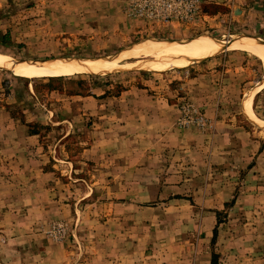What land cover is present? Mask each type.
<instances>
[{
	"label": "rangeland",
	"instance_id": "1",
	"mask_svg": "<svg viewBox=\"0 0 264 264\" xmlns=\"http://www.w3.org/2000/svg\"><path fill=\"white\" fill-rule=\"evenodd\" d=\"M127 4L0 0V58L25 70L0 66V264H264L262 61L232 48L165 71L39 70L145 42L264 41V0L205 2L187 23Z\"/></svg>",
	"mask_w": 264,
	"mask_h": 264
},
{
	"label": "bare ground",
	"instance_id": "2",
	"mask_svg": "<svg viewBox=\"0 0 264 264\" xmlns=\"http://www.w3.org/2000/svg\"><path fill=\"white\" fill-rule=\"evenodd\" d=\"M232 38L233 39H231L229 42L207 38L188 41L180 40L174 42H145L136 45V47H133L128 51H124L119 56H116V58L107 62L105 65L104 62L95 63V61H92L91 63L75 61L69 64H66V62L63 63L64 61H60L53 64L46 63L45 65H42V68L39 70L41 71V74L47 76H62L65 74H75L79 72L107 74L114 70H122L124 61L136 59L143 61L141 64H144V69L151 68L165 71L172 67H185L194 62L196 63L203 61L214 56L215 54H219L220 52L227 49L231 50L232 48L248 51L264 63V41L262 39L254 42L244 37H240L241 39L236 36ZM22 64L23 63L20 62L6 63L5 59L0 58V66H4L15 72L25 71ZM31 73L27 72L26 74L31 75Z\"/></svg>",
	"mask_w": 264,
	"mask_h": 264
},
{
	"label": "built area",
	"instance_id": "3",
	"mask_svg": "<svg viewBox=\"0 0 264 264\" xmlns=\"http://www.w3.org/2000/svg\"><path fill=\"white\" fill-rule=\"evenodd\" d=\"M215 0H128L127 14L152 23H187L201 13L202 3Z\"/></svg>",
	"mask_w": 264,
	"mask_h": 264
},
{
	"label": "trees",
	"instance_id": "4",
	"mask_svg": "<svg viewBox=\"0 0 264 264\" xmlns=\"http://www.w3.org/2000/svg\"><path fill=\"white\" fill-rule=\"evenodd\" d=\"M216 233H217V231L215 230V232H214V236H216Z\"/></svg>",
	"mask_w": 264,
	"mask_h": 264
}]
</instances>
